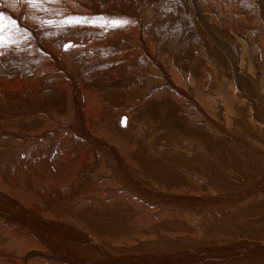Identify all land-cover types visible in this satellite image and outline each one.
I'll list each match as a JSON object with an SVG mask.
<instances>
[{"label":"rangeland","instance_id":"obj_1","mask_svg":"<svg viewBox=\"0 0 264 264\" xmlns=\"http://www.w3.org/2000/svg\"><path fill=\"white\" fill-rule=\"evenodd\" d=\"M0 13L5 16L0 98L5 90L16 100L37 91L49 107L36 113L37 146L20 158L19 188L77 175L88 146L109 145L133 156L142 144L200 161L189 165L183 178L193 207L172 213L194 230L210 229L199 242L264 243L260 197L233 205L208 202L218 195L233 197L238 188L264 178V158L245 146L264 154V136L255 128L259 124L264 131V122L258 123L264 119V0H37L35 6L28 0H0ZM70 16L88 21L64 23ZM105 18L127 21L126 28L111 27ZM131 23L140 26L144 46L157 47L156 74L146 64L149 72L140 77L143 58L119 49L123 44L134 52L127 38L116 48L106 47L105 30L94 29L110 27L113 34L129 30ZM140 83L139 97L131 95ZM74 96L81 99L79 111ZM121 117H127L123 126ZM135 154L143 150L138 147ZM96 164L101 163L87 175L89 182L101 180ZM158 207L153 216L161 213Z\"/></svg>","mask_w":264,"mask_h":264},{"label":"bare ground","instance_id":"obj_2","mask_svg":"<svg viewBox=\"0 0 264 264\" xmlns=\"http://www.w3.org/2000/svg\"><path fill=\"white\" fill-rule=\"evenodd\" d=\"M135 21L140 24L139 18ZM200 21L205 25V20ZM99 26L94 29L105 30L106 47L116 48L121 38H127L130 47H135L133 53L123 44L119 49L127 57L143 58L140 77L149 71L156 74L157 47L150 42L144 46L139 25L131 23L129 30L118 28L113 34L110 27ZM69 42L74 46L76 41ZM146 64L151 67L149 71ZM196 79L203 81L202 76ZM141 83L131 95L139 97ZM9 95L5 90L0 98V264H264V243L222 240L205 244L198 237L210 233L208 227L194 230L188 221L172 215L176 208L193 205L184 194L187 185L183 178L187 167H194L197 162L188 156L170 155L142 144L133 150V156H127L112 146L95 144L85 149L82 171L77 175L62 183L38 180L35 185L19 188L21 184L15 181L21 182L23 177L15 172L20 158L37 146L32 133L39 125L36 113L49 107L37 91H31L29 99L16 100ZM76 97L74 105L79 111L81 99ZM122 118L125 121L121 123ZM126 119L117 120L123 126ZM27 131L29 134L25 135ZM245 146L252 155L264 158L263 152L246 143ZM138 147L143 150L142 155L135 154ZM9 154L14 158L9 160ZM95 163H101L96 164L101 180L89 182L87 175ZM259 179L238 188L241 192L233 197L218 195L208 202L233 205L256 197L264 201V178ZM25 192L31 197L24 196ZM157 205L161 213L153 216Z\"/></svg>","mask_w":264,"mask_h":264},{"label":"snow or ice","instance_id":"obj_3","mask_svg":"<svg viewBox=\"0 0 264 264\" xmlns=\"http://www.w3.org/2000/svg\"><path fill=\"white\" fill-rule=\"evenodd\" d=\"M29 3H31L33 6L36 5L37 0H28ZM10 19V17L8 18ZM5 20V16L3 13H0V27L3 26V21ZM88 21V18H80V17H74V16H70L68 17L64 23H68V24H79L82 22ZM90 22H94V21H90ZM14 23V22H13ZM111 27H122L125 24H127V21H121V20H112L109 22ZM103 26V25H102ZM4 44L2 42V40H0V48H3ZM70 47V46H69ZM4 53L2 51H0V55H3Z\"/></svg>","mask_w":264,"mask_h":264},{"label":"water","instance_id":"obj_4","mask_svg":"<svg viewBox=\"0 0 264 264\" xmlns=\"http://www.w3.org/2000/svg\"><path fill=\"white\" fill-rule=\"evenodd\" d=\"M123 121H125V118H122V119H121V123H122Z\"/></svg>","mask_w":264,"mask_h":264}]
</instances>
